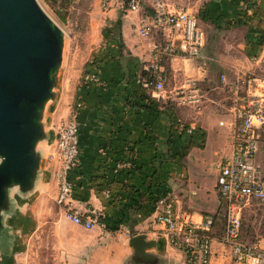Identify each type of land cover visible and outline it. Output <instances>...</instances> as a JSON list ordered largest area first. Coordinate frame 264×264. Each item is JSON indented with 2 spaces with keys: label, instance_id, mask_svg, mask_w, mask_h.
Masks as SVG:
<instances>
[{
  "label": "crops",
  "instance_id": "1",
  "mask_svg": "<svg viewBox=\"0 0 264 264\" xmlns=\"http://www.w3.org/2000/svg\"><path fill=\"white\" fill-rule=\"evenodd\" d=\"M138 1L140 10L126 11L125 0H97L94 12L100 19L96 21L97 35L86 64V73L96 72L97 78L83 80L72 103L82 105L77 115L81 158L73 175L77 189L74 205L85 214L98 215L107 226L102 242L110 234L125 239L121 244L107 245L108 250L106 245L97 246L99 240L82 241L71 235L80 249L93 250V262L104 253L101 264L135 261V250L128 242L142 233L157 241L155 247L146 249L156 260L184 257L180 249L160 236L161 225L154 221V211L150 210L151 196L159 188L168 190L177 208L192 213L196 221L219 212L217 164L232 149L230 101L221 76L233 78L239 69H254L264 75V63L253 59L264 54V0L249 8L244 0ZM158 1L169 9L186 7L197 13L206 33L202 57L176 55L163 62L168 89L181 88L189 79L198 81L205 94L199 104L156 100L139 82L143 66L152 59L153 43L165 38L162 32L144 38L136 30L140 18L152 13ZM245 10L254 15L247 22L243 19ZM220 43L227 50L237 44V51H222ZM72 104L60 113H46L49 138L41 143L43 161L35 190L51 184L57 195L54 163L50 160L54 124L70 115ZM191 139L188 154L179 159V148ZM135 190L147 193L141 207L132 198ZM96 227L99 225L93 229ZM220 235L214 246L222 244ZM220 251L222 246L214 250L217 254Z\"/></svg>",
  "mask_w": 264,
  "mask_h": 264
},
{
  "label": "built area",
  "instance_id": "2",
  "mask_svg": "<svg viewBox=\"0 0 264 264\" xmlns=\"http://www.w3.org/2000/svg\"><path fill=\"white\" fill-rule=\"evenodd\" d=\"M257 3L261 0H248ZM126 11L140 10L138 0L129 1ZM247 7V4H246ZM137 33L144 38L162 32V41L152 46V59L143 66L146 75L139 82L152 98L175 101L179 104H199L205 94L196 79H189L181 88L166 87L164 59L182 55L202 57L206 33L199 24L197 13L186 7L174 9L162 1L152 13L144 15L137 24ZM253 59L264 63V54ZM97 73L88 71L83 79H96ZM221 82L229 95L231 153L218 164L217 191L221 205L219 212L204 215L196 221L193 214L179 210L170 194L161 196L154 210V221L161 225L160 236L185 255L186 264H212L217 229L222 222L220 243L228 246L238 264H264V246L242 238L245 212L254 204L264 205V75L256 70L239 69L233 78L225 74ZM81 103L71 106L70 115L54 124L55 138L50 154L54 163L53 178L58 185L56 201L66 217L74 224L93 229L100 224L98 215L85 214L74 205L75 183L71 178L80 165L81 147L78 110Z\"/></svg>",
  "mask_w": 264,
  "mask_h": 264
},
{
  "label": "water",
  "instance_id": "3",
  "mask_svg": "<svg viewBox=\"0 0 264 264\" xmlns=\"http://www.w3.org/2000/svg\"><path fill=\"white\" fill-rule=\"evenodd\" d=\"M66 35L38 0H0V236L5 235L13 191L36 188L42 168L41 143L49 138L48 104L55 99ZM155 239L142 233L129 245L142 262Z\"/></svg>",
  "mask_w": 264,
  "mask_h": 264
},
{
  "label": "rangeland",
  "instance_id": "4",
  "mask_svg": "<svg viewBox=\"0 0 264 264\" xmlns=\"http://www.w3.org/2000/svg\"><path fill=\"white\" fill-rule=\"evenodd\" d=\"M38 1L66 35L63 63L55 88L56 96L47 108L48 114H57L73 103V96L78 86L83 83L86 64L94 46L92 40L97 35L96 21H99L100 17L94 12L97 0H72L67 6L56 0ZM219 45L222 51L231 53L237 51L238 47L235 44V47L227 50L221 43ZM50 185L26 195H22L18 189L13 191V208L7 214L5 235L0 236V264H101L99 261L103 262L104 253L93 262V250L80 249L79 242L72 240L71 235H76L78 240L82 241L99 240L97 246L106 245L105 247L121 244L125 239L117 234H110L108 239L102 242L101 236L105 235V230L108 229L102 220L98 224L101 230L99 227L85 229L73 224L63 215ZM222 229L220 222L217 236L222 234ZM242 238L264 246V205L254 204L246 210ZM217 245L215 244L214 250L222 246L223 252H214L212 264H238L228 246ZM161 258L162 261L155 259L152 263H144L137 258L129 264H186L185 255L172 256L168 260Z\"/></svg>",
  "mask_w": 264,
  "mask_h": 264
},
{
  "label": "trees",
  "instance_id": "5",
  "mask_svg": "<svg viewBox=\"0 0 264 264\" xmlns=\"http://www.w3.org/2000/svg\"><path fill=\"white\" fill-rule=\"evenodd\" d=\"M46 1H49V0H46ZM56 1H60L61 2V5H70L72 0H56ZM129 1L131 0H125V4L126 6L128 5ZM247 4V7L249 8L251 4H255V3H250L248 0H244ZM247 10V9H246ZM245 10V14H244V21L247 22V21H250V19H252L254 17V15L248 13L247 11ZM240 20L242 21V18H240ZM264 40V38H263ZM261 43L263 44L264 41H261ZM141 75H146L148 76L150 79H153V76H151L148 72H146L145 70L142 71ZM140 75V76H141ZM195 134H197V131H195ZM191 145H192V139L189 140L187 142V144L185 143L184 145H182L180 148H179V152H178V157L179 159H182L185 155L188 154L190 148H191ZM73 175H74V172L71 173V178L72 180L74 181L73 179ZM133 193V199L137 202H139V207H141L143 205V200H142V197L144 196V198L147 196V193L144 192V191H141V190H135ZM168 190H163V189H157L156 191V194L153 196H151V201H152V207H150V210L151 211H154L155 210V206H156V203L157 201L159 200V198L161 196H164L166 194H168ZM75 196H77V189H76V186H75ZM134 197H137V199H135ZM146 200V199H145ZM244 221V219H243ZM221 222V221H220Z\"/></svg>",
  "mask_w": 264,
  "mask_h": 264
}]
</instances>
